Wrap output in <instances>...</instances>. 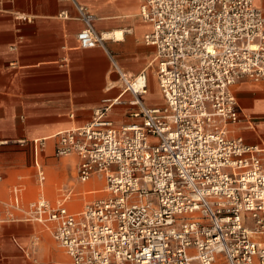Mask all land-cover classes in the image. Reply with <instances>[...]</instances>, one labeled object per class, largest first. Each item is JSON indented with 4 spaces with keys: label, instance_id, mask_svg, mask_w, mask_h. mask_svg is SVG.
<instances>
[{
    "label": "built area",
    "instance_id": "obj_1",
    "mask_svg": "<svg viewBox=\"0 0 264 264\" xmlns=\"http://www.w3.org/2000/svg\"><path fill=\"white\" fill-rule=\"evenodd\" d=\"M68 1L84 25L79 47L105 48L111 35ZM254 1L144 0L165 104L145 105L146 73L130 77L115 65L117 99L89 123L32 142L41 187V157L54 141L52 156H76L78 183L102 181V195L72 211L74 188L57 203L42 196L26 206L16 186L7 220L43 226L71 264H264V146L232 128L249 120L234 87L264 85V9ZM116 106L136 108L132 122L114 123Z\"/></svg>",
    "mask_w": 264,
    "mask_h": 264
},
{
    "label": "crops",
    "instance_id": "obj_2",
    "mask_svg": "<svg viewBox=\"0 0 264 264\" xmlns=\"http://www.w3.org/2000/svg\"><path fill=\"white\" fill-rule=\"evenodd\" d=\"M76 1L95 15L98 33L111 35L105 48L79 47L77 35L84 25L71 1L0 0V169L16 170L18 156L31 153L38 180L32 142L89 123L105 100L117 99L123 84L115 65L130 77L146 73L147 93L142 96L145 105L153 108L165 104L154 63L156 48L145 41L153 27L141 17L144 0ZM256 4L264 9V0H256ZM234 92L242 114L251 121L242 120L233 130L248 145L264 146V85L246 80L236 85ZM123 98L131 101L133 96L126 93ZM136 110L116 106L109 118L117 125L130 123L128 114ZM53 148L54 141H49L41 157L46 182L41 187L38 181L39 197L27 199V187L19 182L10 186L7 202L16 186L22 187L26 206L42 196L57 203L65 188H74L78 197L71 205L72 211L81 210L85 203L102 195L103 185L98 191L95 186L80 190L93 181L78 183L79 160L68 156L62 160L60 172L73 178L55 199L44 164L48 153L53 155ZM69 159L73 167L65 166ZM0 175L2 184L7 177ZM82 197L84 204L80 203ZM7 214L0 200V220H4L0 223V264H71L43 226L9 221Z\"/></svg>",
    "mask_w": 264,
    "mask_h": 264
},
{
    "label": "rangeland",
    "instance_id": "obj_3",
    "mask_svg": "<svg viewBox=\"0 0 264 264\" xmlns=\"http://www.w3.org/2000/svg\"><path fill=\"white\" fill-rule=\"evenodd\" d=\"M47 158H45V171L48 176V183L52 185L55 199L58 198L59 190L66 184H68L72 180V174L65 175L60 172V167L63 164L62 159H57L50 156V153ZM64 165V164H63ZM71 165L73 167V163L71 160H67L66 165ZM54 172L53 175L51 172ZM56 172V173H55ZM60 172V173H59ZM0 173L4 174L7 178L4 183L0 184V200L2 203H5L9 199V189L10 186L17 184L19 182H23L27 187V199L33 200L39 197V188H38V180H37V171L33 166L32 155L31 153H24L18 156L17 160V169L16 170H4L0 169ZM94 183V182H93ZM91 186L84 185L80 188V190H84L85 188L90 187H100L103 185L102 181L96 180V182ZM81 204L85 203L84 197L80 200ZM3 219V218H2Z\"/></svg>",
    "mask_w": 264,
    "mask_h": 264
},
{
    "label": "bare ground",
    "instance_id": "obj_4",
    "mask_svg": "<svg viewBox=\"0 0 264 264\" xmlns=\"http://www.w3.org/2000/svg\"><path fill=\"white\" fill-rule=\"evenodd\" d=\"M254 4L257 5V4H256V0L254 1ZM66 158H68V157H66ZM85 197H87V196H85Z\"/></svg>",
    "mask_w": 264,
    "mask_h": 264
}]
</instances>
